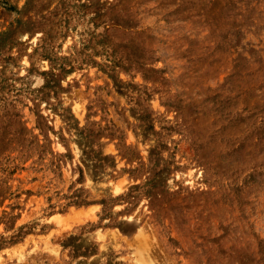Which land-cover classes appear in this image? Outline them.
<instances>
[{
  "label": "rangeland",
  "instance_id": "1",
  "mask_svg": "<svg viewBox=\"0 0 264 264\" xmlns=\"http://www.w3.org/2000/svg\"><path fill=\"white\" fill-rule=\"evenodd\" d=\"M0 264H264V0H0Z\"/></svg>",
  "mask_w": 264,
  "mask_h": 264
}]
</instances>
